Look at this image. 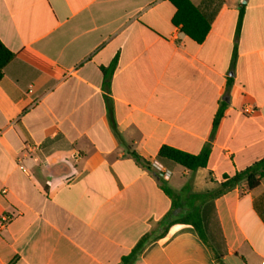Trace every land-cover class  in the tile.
I'll return each instance as SVG.
<instances>
[{"label": "crops", "instance_id": "0c3cea01", "mask_svg": "<svg viewBox=\"0 0 264 264\" xmlns=\"http://www.w3.org/2000/svg\"><path fill=\"white\" fill-rule=\"evenodd\" d=\"M188 1L209 23L200 43L171 0H0L14 55L0 80V264H119L159 233L162 183L178 196L170 220L200 211L203 239L174 224L133 264L264 262V177L214 195L264 158V0ZM206 145L196 171L158 157Z\"/></svg>", "mask_w": 264, "mask_h": 264}, {"label": "trees", "instance_id": "16d2710c", "mask_svg": "<svg viewBox=\"0 0 264 264\" xmlns=\"http://www.w3.org/2000/svg\"><path fill=\"white\" fill-rule=\"evenodd\" d=\"M176 12L172 18L174 25H180L183 33L186 34L191 40L200 43L205 38L208 30L209 23L202 15V13L194 7L188 0H171ZM242 12L240 11L236 30H239L241 24ZM14 55L9 51L0 41V80L3 76V70L6 65L13 59ZM114 68V63L110 66V72L104 74L103 86L104 89H108L110 84V74ZM231 84L229 78L226 82V89ZM227 107L225 101H220L219 108L214 116L211 136L214 135L218 124L223 116L224 110ZM210 154V147L206 145L198 154H189L181 150L163 146L158 152V157L172 161L173 163L181 166L188 171H196L197 169L204 168L207 165L208 157ZM137 158V157H136ZM264 177V158L255 162L251 166L247 167L243 171L234 174L232 177H225L224 181L219 184L218 189L214 195H219L227 190L233 188L240 181H246L247 187L253 189L258 186L260 179ZM163 192L171 199L172 207L170 211L163 217L157 224L158 234L153 231L142 236L138 242L134 245L130 253L121 258L119 264H133L138 258L143 249L152 241L163 238L168 229L174 224H188L191 226V230L195 232L201 239H203L204 222L200 211H190L183 214L179 219L170 220V217L176 207V201L178 196L167 185L161 184Z\"/></svg>", "mask_w": 264, "mask_h": 264}, {"label": "built area", "instance_id": "2783aa9c", "mask_svg": "<svg viewBox=\"0 0 264 264\" xmlns=\"http://www.w3.org/2000/svg\"><path fill=\"white\" fill-rule=\"evenodd\" d=\"M153 166L158 171H161V169H162L161 166L156 164V163ZM9 221H10V218L8 216H5V215L1 216L0 217V229L4 228L9 223ZM262 264H264V262Z\"/></svg>", "mask_w": 264, "mask_h": 264}, {"label": "rangeland", "instance_id": "374dc122", "mask_svg": "<svg viewBox=\"0 0 264 264\" xmlns=\"http://www.w3.org/2000/svg\"><path fill=\"white\" fill-rule=\"evenodd\" d=\"M211 222V221H210Z\"/></svg>", "mask_w": 264, "mask_h": 264}]
</instances>
